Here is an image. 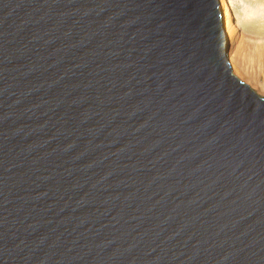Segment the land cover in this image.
<instances>
[{"label":"water","instance_id":"95a60500","mask_svg":"<svg viewBox=\"0 0 264 264\" xmlns=\"http://www.w3.org/2000/svg\"><path fill=\"white\" fill-rule=\"evenodd\" d=\"M220 0H0V264H264V95Z\"/></svg>","mask_w":264,"mask_h":264},{"label":"bare ground","instance_id":"6f19581e","mask_svg":"<svg viewBox=\"0 0 264 264\" xmlns=\"http://www.w3.org/2000/svg\"><path fill=\"white\" fill-rule=\"evenodd\" d=\"M220 2L224 17L223 27L228 41H230L234 37V22L232 20L231 7L229 0H220ZM250 40L240 42L233 51L228 45V49L226 50L228 52L227 57L234 74L258 87L264 93V39L261 42L256 37Z\"/></svg>","mask_w":264,"mask_h":264},{"label":"rangeland","instance_id":"374dc122","mask_svg":"<svg viewBox=\"0 0 264 264\" xmlns=\"http://www.w3.org/2000/svg\"><path fill=\"white\" fill-rule=\"evenodd\" d=\"M232 11V20L234 22V37L229 41V48L232 51L242 41H251L253 37L263 41L264 39V0H229ZM253 34V36H252ZM249 37H251L249 39ZM228 53V52H227ZM233 71V70H232ZM248 83L258 94L264 95L260 89L253 84Z\"/></svg>","mask_w":264,"mask_h":264}]
</instances>
